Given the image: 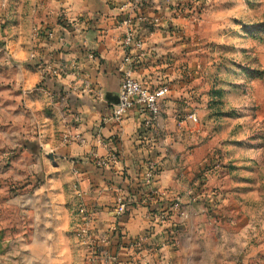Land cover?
<instances>
[{"label":"crops","instance_id":"1","mask_svg":"<svg viewBox=\"0 0 264 264\" xmlns=\"http://www.w3.org/2000/svg\"><path fill=\"white\" fill-rule=\"evenodd\" d=\"M161 3L32 1V14L5 32L2 117L38 144L36 152L31 147L24 152L43 166L45 176L36 193L53 231L65 237L61 242L69 240L73 221L77 231L89 229L75 249L81 260L86 255L88 264H236L220 248L221 230L212 214L198 203L204 196L199 186L202 164L189 151L192 123L181 97L187 95V70L163 57L166 26L175 20L169 10H159ZM158 15L163 17L160 26L140 23L142 17ZM127 18L134 19L145 41L135 78L149 89L163 83L171 88L152 125L146 124L148 115L139 107L121 121L113 114L128 54L123 45L127 27L122 24ZM30 53L37 61L30 60ZM54 69H61L58 76ZM99 160L109 164L100 166ZM150 167L156 175L147 186ZM120 198L127 211L118 216ZM175 202L187 216L170 211L164 223L157 221ZM71 253L65 249L66 261Z\"/></svg>","mask_w":264,"mask_h":264},{"label":"rangeland","instance_id":"2","mask_svg":"<svg viewBox=\"0 0 264 264\" xmlns=\"http://www.w3.org/2000/svg\"><path fill=\"white\" fill-rule=\"evenodd\" d=\"M32 1L0 0V54L8 52L5 32L32 14ZM174 10L163 57L187 70L181 97L198 117L189 146L202 164L198 203L236 264H264V0H180ZM2 106L0 99V264H88L75 254V221L65 243L53 231L36 193L43 166L24 152L38 144L2 117Z\"/></svg>","mask_w":264,"mask_h":264},{"label":"built area","instance_id":"3","mask_svg":"<svg viewBox=\"0 0 264 264\" xmlns=\"http://www.w3.org/2000/svg\"><path fill=\"white\" fill-rule=\"evenodd\" d=\"M158 2H164L165 6L159 4V10L166 9L175 12L174 7L179 6L180 0H157ZM140 2L139 4H142ZM179 12V11H178ZM180 13V12H179ZM181 15H177L180 17ZM174 18V17H172ZM175 19V18H174ZM170 21V20H169ZM172 21V20H171ZM147 23L152 27L160 26L163 22V17L161 15L153 17H142L140 23ZM122 24L127 27L125 32V37L123 40V45L126 47L127 55L123 60V67L121 69L123 78L122 84L119 92V103L114 107V118L116 120H122L124 117L135 107H139L141 113L148 115L146 119L147 125H152L156 119L161 115V102L170 93V85L168 83L161 84L157 89H149L145 84L135 78V66L138 60L145 57V41L141 38L139 34V29L135 27L134 19L127 18L122 21ZM0 52L1 49H0ZM134 53V54H133ZM137 53V54H135ZM61 69L52 70L54 76L60 74ZM89 88V85L87 86ZM102 99V95H100ZM188 119L192 122H198V117L194 113L188 115ZM100 166H107L109 164L108 160H99ZM156 175L155 167H150L145 174V183L147 186L152 185ZM127 211V205L123 198L118 201L117 215H124ZM178 211L182 217H186L185 211L182 210V206L179 202H176L172 207L164 213L157 216L156 220L164 223L168 219V212ZM82 236H87L89 234V229L84 227L82 230Z\"/></svg>","mask_w":264,"mask_h":264},{"label":"water","instance_id":"4","mask_svg":"<svg viewBox=\"0 0 264 264\" xmlns=\"http://www.w3.org/2000/svg\"><path fill=\"white\" fill-rule=\"evenodd\" d=\"M119 103V95H118V100L115 102V105H117Z\"/></svg>","mask_w":264,"mask_h":264},{"label":"trees","instance_id":"5","mask_svg":"<svg viewBox=\"0 0 264 264\" xmlns=\"http://www.w3.org/2000/svg\"><path fill=\"white\" fill-rule=\"evenodd\" d=\"M163 6H165V3L163 2V3H161Z\"/></svg>","mask_w":264,"mask_h":264}]
</instances>
